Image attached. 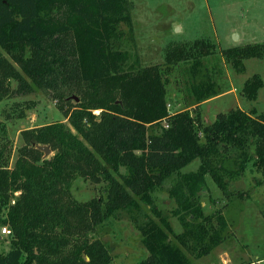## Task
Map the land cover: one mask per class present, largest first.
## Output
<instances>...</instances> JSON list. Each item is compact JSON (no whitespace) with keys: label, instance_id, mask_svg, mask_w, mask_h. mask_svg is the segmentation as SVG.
<instances>
[{"label":"trees","instance_id":"trees-1","mask_svg":"<svg viewBox=\"0 0 264 264\" xmlns=\"http://www.w3.org/2000/svg\"><path fill=\"white\" fill-rule=\"evenodd\" d=\"M130 11L127 0H0V102L32 92L35 84L69 123L22 130L12 166L0 144V226L11 230L0 264H110L109 249L92 235L117 211L141 210V204L158 219L140 211L148 255L138 264H191L186 252L202 257L223 240V215L205 214L198 200L206 176L226 190L227 178L251 163L264 177V110L230 109L210 123L199 111L171 113L160 66L129 63L120 47L127 33L121 24L133 28ZM212 46L205 39L170 43L166 63L187 60L195 73ZM222 52L243 71L244 59L264 55V41ZM189 86L198 105L218 94L212 81ZM262 86L254 74L242 94L255 100ZM151 126L158 132H149ZM37 145H49L53 154L43 157ZM231 156L235 171L226 166ZM196 159V170L182 171ZM172 176L180 233L152 196ZM77 177L103 184L104 195L77 200L71 193Z\"/></svg>","mask_w":264,"mask_h":264},{"label":"rangeland","instance_id":"rangeland-1","mask_svg":"<svg viewBox=\"0 0 264 264\" xmlns=\"http://www.w3.org/2000/svg\"><path fill=\"white\" fill-rule=\"evenodd\" d=\"M127 1L133 28L129 31L128 25L121 24L127 33L121 38L120 47L127 51L129 63L160 66L167 79L166 94L171 113L187 109L195 115L199 111L202 121L210 123L218 113L230 109L264 110V55L244 59L245 68L238 71L222 52L228 47L264 41V0ZM195 39H205L214 45L211 48L214 52L198 58L200 64L195 73L192 72V62L187 60L172 65L166 63L165 49L168 44L191 43ZM254 74L261 76L263 86L257 98L249 100L243 96L242 87L246 79ZM200 81H212L218 94L198 105L189 85ZM12 87L16 88L17 82L12 81ZM56 120L69 124L57 107L56 100L48 97L35 84L30 93L14 94L2 100L0 144H5L10 166L24 144L21 131ZM149 132L157 133V126H151ZM198 165L199 160H193L182 171L196 170ZM226 166L231 171L236 170L232 156L226 161ZM227 180L226 190H221L207 175L198 199L205 214L220 212L223 215V240L202 257L186 252L188 258L191 264H264V177L249 163L243 173ZM175 182V176L167 179L152 196L157 209L170 222L174 232L180 233L184 227L178 215L174 214L178 204L169 192ZM71 193L80 201L103 196V184L77 177L72 183ZM141 206L147 216L158 219L150 205ZM141 210H119L96 228L92 236L101 239L109 249L112 255L110 264H138L148 255L138 228L144 219ZM10 235H3L0 228V252L9 249Z\"/></svg>","mask_w":264,"mask_h":264},{"label":"water","instance_id":"water-1","mask_svg":"<svg viewBox=\"0 0 264 264\" xmlns=\"http://www.w3.org/2000/svg\"><path fill=\"white\" fill-rule=\"evenodd\" d=\"M74 99L77 100V97H74ZM36 147L43 151V157H48L51 153L49 145H37Z\"/></svg>","mask_w":264,"mask_h":264},{"label":"built area","instance_id":"built-area-1","mask_svg":"<svg viewBox=\"0 0 264 264\" xmlns=\"http://www.w3.org/2000/svg\"><path fill=\"white\" fill-rule=\"evenodd\" d=\"M0 228H1V233L3 235H9V234H11V230H10V228L7 225H2V226H0Z\"/></svg>","mask_w":264,"mask_h":264},{"label":"crops","instance_id":"crops-1","mask_svg":"<svg viewBox=\"0 0 264 264\" xmlns=\"http://www.w3.org/2000/svg\"><path fill=\"white\" fill-rule=\"evenodd\" d=\"M211 99V98H210ZM209 100V99H208ZM204 102H207V100L206 101H204ZM202 104V103H201Z\"/></svg>","mask_w":264,"mask_h":264}]
</instances>
